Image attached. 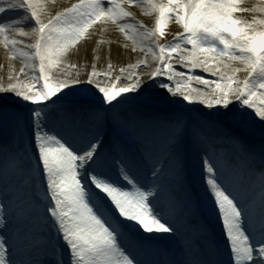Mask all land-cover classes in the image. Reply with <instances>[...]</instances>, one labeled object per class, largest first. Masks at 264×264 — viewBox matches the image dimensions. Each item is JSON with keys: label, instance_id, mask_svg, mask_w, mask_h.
<instances>
[{"label": "snow or ice", "instance_id": "6c2138e0", "mask_svg": "<svg viewBox=\"0 0 264 264\" xmlns=\"http://www.w3.org/2000/svg\"><path fill=\"white\" fill-rule=\"evenodd\" d=\"M3 3L26 8L38 28L8 33L0 26L8 58L26 60L0 93L40 105L83 82L94 85L110 109L89 114L95 138L80 149L39 131L34 157L0 145V264H12L14 248L29 264H64L65 251L69 264H264V146L259 152L249 147L251 124L232 111L237 104L251 109L264 132V50L254 44L264 38V0H76L59 8L50 0ZM139 9L151 21L137 20ZM130 20L139 31L124 23ZM170 21L179 26L175 39L162 43ZM109 28L123 35L116 39L127 55L145 54L130 66L143 65L140 75L120 68L115 79L128 76L117 88L100 78L112 77L107 61L102 73L92 64L90 72L57 76L77 45L99 52L96 34ZM150 81L216 112L193 121L162 115L153 94L140 95ZM58 118L86 123L68 111ZM189 146L199 154L206 199L185 180ZM253 194L249 212L259 222L250 232L242 228L240 200ZM209 204L219 240L206 217Z\"/></svg>", "mask_w": 264, "mask_h": 264}, {"label": "rangeland", "instance_id": "374dc122", "mask_svg": "<svg viewBox=\"0 0 264 264\" xmlns=\"http://www.w3.org/2000/svg\"><path fill=\"white\" fill-rule=\"evenodd\" d=\"M14 13H16V11L14 10H9V11L4 12L5 16H11V15H14ZM145 20L146 18H142L141 22L146 23L147 20L146 21ZM126 24H131L133 28L139 31V26L136 24L135 21L130 20V21H127ZM149 25H150L149 27L152 26V24H149ZM178 27H179L178 25H175L174 22L170 21L169 24L165 28V37L162 39L161 42L165 43L168 41H173L175 39V34H176V30L178 29ZM6 30L8 31V33H15L18 30L34 31L36 30V28L26 29V25L22 26V23H19L17 26L15 25L10 26ZM131 31H132V28L129 29V33H131ZM21 39H24V38H21ZM254 44L258 49L264 50V38L257 39L256 41H254ZM79 50H80V46L74 50H70L71 52H74V53L81 52L80 55H83V56H80V57H83V59H78V58L73 59L75 63L81 64V62H83V65H85V64H89L91 61H96L95 59H92L93 56L91 53H89V49L87 50L85 48L83 49V51L81 50L79 51ZM19 51H25V50L21 48L19 49ZM108 51H109L108 56H110L112 54V51L110 49ZM30 54L31 53H29V55ZM141 54L143 55V57L145 56L144 53H141ZM77 61L78 62L81 61V62L78 63ZM25 62H26L25 58L20 57L16 60H13V62H11L9 66L11 69L19 70L20 68H22V66H24ZM95 63L96 62L94 63L92 62V64H95ZM177 68L178 70H185L181 68L180 66H177ZM133 69H136L137 71L136 75H140L143 71V65L139 68H131L130 70H133ZM197 72L199 73V70H197ZM36 74H37L36 72L32 73V75H36ZM116 75L117 74L115 75L112 74L111 78H105L103 76H101L100 78L106 79V82L111 83L118 88V87L123 86L126 83L125 79L127 77V74H124L123 76L121 75L119 80L115 79ZM82 83L83 82H81V84ZM149 93L153 94L158 100V105H157L158 112L164 111L165 112L164 115L169 118H174L176 116L182 115L188 118L189 121H193L194 119L198 117H211L216 112L215 109L209 110V109H206L203 105H189L181 97H178V96L172 97L170 94L167 93L166 89L160 88L157 85L156 81H150L148 84H146L144 86V89L140 93V95H146ZM128 95L136 96L138 94L129 93ZM64 97L74 98L76 99V101L86 100V98L91 99L92 101H89V102H92V104L97 106V109H93V112L108 111L110 109V106L104 103L102 94L99 92V90L95 88L94 85L86 83V85L83 88L80 84L78 85V87L73 85V87L71 88H66L58 97H54L52 101H49L47 104H40V105L31 104L30 102L23 100L21 97L15 95L14 93H4V94L0 93V106L8 105V108L6 110H0V118L5 119L6 116L3 113H8L9 111L13 114L17 113L19 115L21 111L26 110L28 113H30L29 124L32 126V128L29 127V124H28L23 134L31 137L32 133L34 134V129L36 133V128H37V127L35 128V126L37 125L36 123L39 120H46V117H44V115L42 116V112H41L42 109H44L47 106H52V104L55 103V100L57 101V104H59L58 103L59 99H64ZM41 107H44V108H41ZM232 111L234 113L239 114L246 123L251 124V132L248 136L245 137V139L246 140L248 139L253 144L257 143V146H259L260 148L264 146V132H262L261 130V125L256 123L252 119V110L247 109V108H242L239 104H237V105L232 106ZM11 122H13V120ZM110 134H113L112 129L111 131L110 129L107 130L106 135H105V141L108 137H110ZM0 137H3L6 141L13 143L11 142L10 134L8 133V131L5 130L4 125H0ZM34 138L36 140V135H34ZM35 144H36V141H35ZM27 146H28L27 153H21L20 147L18 146H15V150H13V153L23 156V157H30L32 153L34 152L32 147L35 149V146L33 144L31 145L30 143H28ZM251 149L254 150L253 148ZM192 164L195 166V169H197V166L195 165L193 161H192ZM185 180L187 183L188 179L186 177H185ZM16 183H18V181H16ZM52 230H53V237H55V229L52 228ZM62 259L64 261L63 255H62ZM64 264H69V259H66V261H64Z\"/></svg>", "mask_w": 264, "mask_h": 264}, {"label": "bare ground", "instance_id": "6f19581e", "mask_svg": "<svg viewBox=\"0 0 264 264\" xmlns=\"http://www.w3.org/2000/svg\"><path fill=\"white\" fill-rule=\"evenodd\" d=\"M50 2H54L55 7L59 8L61 5L75 3L76 0H50ZM158 2H163V0H158ZM246 2H253V0H246ZM0 7H4L6 9H11V10L17 9V7L9 8L7 3L0 4ZM134 11L138 12L136 19L146 18L148 22L151 21L152 19L151 17H146L143 15L142 9L134 10ZM19 23H22V26L26 25V29H32V28L37 29L38 28L36 21L31 17L30 13L23 14L22 17L15 19L13 23L9 25H4L3 27L6 28L8 26H14V25L17 26ZM152 23H154V21H152ZM96 27H99V24L94 26L93 29H90V31H95ZM117 37H120V39H124L123 35L119 33L118 31L113 32L111 28H109L107 31H105L104 29H101V32L96 34V38L94 41V45H98L100 48V51L98 52L95 46L91 48H86L87 50L89 49V53L92 54L93 56L92 59H95L96 61H91L89 64H85V65H83V62L77 61L78 63L81 62V64H77L73 61V59L75 58L83 59V57H80L83 55H80L81 52L74 53L70 51L71 54L65 58L63 67L56 70L57 76H59L60 78H63V74L65 72L75 73L77 71H81L85 67H87L90 72L91 71L90 66L92 65V62L93 63L96 62L95 63L96 70L101 73L102 71L106 69L107 61H110L113 64V67H114L113 75L119 74L120 68L131 69L130 68L131 65L136 64L138 59H142L144 57L139 52L132 53L131 56L127 55V52L129 50L124 49L122 43L118 44L117 39H116ZM101 38L105 40V43L103 44L100 43ZM108 41H112V43H108ZM83 42L84 41H81L80 43L83 44ZM79 46L80 45H77L76 48ZM117 46L120 49H118ZM109 49L112 51V54L110 56H108ZM98 56L100 57L99 59H97ZM11 62H13V60H10L8 58L7 50L3 47V45H0V85L7 86L9 83L8 77L13 72V69H11L9 66ZM18 71L19 70H16L17 73ZM131 71L135 72V74L137 73L136 69H133ZM125 74H127L128 76V73H125ZM79 84L82 86V88L86 85V83H82V84L77 83L75 84V86L78 87ZM63 124L69 125V123H66V122L65 123L57 122V117L48 116V122L46 124L41 123V125L36 128L35 135L37 134V131H39L42 135H54L57 138L63 137V139L66 140L68 143L75 142L76 141L75 133L66 131L67 128L69 129V126L64 128ZM34 141H36L35 138H34ZM0 145L2 144L0 143ZM189 150H190V155L193 159V162L199 168V170L196 172V178H197L198 184L200 185V190L203 191L202 194L204 196V185L200 179L201 166H200L199 154L193 151L190 146H189ZM254 196L255 194H253V196H250L248 200H243V199L240 200V206L244 209L243 216H242V228L250 232L255 230L259 222L258 216L255 218H252L249 216V213L247 212V209L250 206ZM208 206L210 207L211 205L209 204ZM214 224L216 228L215 230L217 232V239L219 240L221 238V227H220L218 220L216 219L215 212H214ZM158 235L166 236L169 234H158ZM10 256H11L12 264H29L28 258L21 257L20 255H18L17 250L15 248L12 250Z\"/></svg>", "mask_w": 264, "mask_h": 264}]
</instances>
